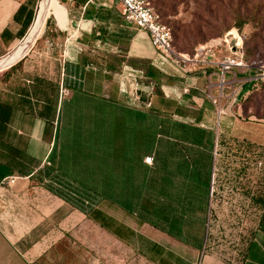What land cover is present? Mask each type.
<instances>
[{
    "label": "crops",
    "instance_id": "crops-1",
    "mask_svg": "<svg viewBox=\"0 0 264 264\" xmlns=\"http://www.w3.org/2000/svg\"><path fill=\"white\" fill-rule=\"evenodd\" d=\"M39 3L0 0V59L27 37ZM54 4L39 55L28 53L0 73V171L9 172L0 181V264H264V197L247 241H214L216 160L210 193L197 191L192 220L190 180L161 159L174 145L166 115L215 132L217 107L202 91L210 82L218 94V69L162 72L151 63L148 33L124 19L116 0ZM131 61L159 73L151 81L143 70L145 89L155 88L140 101L128 93L133 79L121 77ZM244 70L227 75L237 76L230 79L236 93L218 124L264 151V120L238 127L233 120L241 114L233 104L249 85ZM9 177L14 184L2 183ZM154 192L182 199L170 220L147 209Z\"/></svg>",
    "mask_w": 264,
    "mask_h": 264
},
{
    "label": "rangeland",
    "instance_id": "rangeland-1",
    "mask_svg": "<svg viewBox=\"0 0 264 264\" xmlns=\"http://www.w3.org/2000/svg\"><path fill=\"white\" fill-rule=\"evenodd\" d=\"M55 2H51L49 17L54 14ZM154 7L162 21L172 29L173 46L178 54L192 56L199 46L213 40L219 42L230 31L237 35V30L242 39L243 52L245 49L247 53L246 57L244 54V62L249 68L243 72L248 77L243 83L249 85L244 88L242 98L233 104V108L238 107L241 113L238 119L233 120L237 127L247 126L250 121L262 122L264 63H252L256 59L264 62V0H180L174 15H167L166 8L160 11L157 0ZM244 21L246 23L239 28L238 23ZM44 45L39 38L25 56L28 53L39 55ZM232 54L226 47H219V56ZM230 77L227 78L229 81L233 78L232 74ZM230 92L229 88L225 89V94ZM227 105L228 101L223 100L222 106ZM218 119L216 108L214 142L218 145L214 150L217 163L215 177L221 187L209 222L208 238L214 241H247L251 224L258 217L259 201L264 197V151L246 139L233 136L231 125L222 133L220 124L223 118H220V124Z\"/></svg>",
    "mask_w": 264,
    "mask_h": 264
},
{
    "label": "built area",
    "instance_id": "built-area-1",
    "mask_svg": "<svg viewBox=\"0 0 264 264\" xmlns=\"http://www.w3.org/2000/svg\"><path fill=\"white\" fill-rule=\"evenodd\" d=\"M121 4L123 8L124 19L134 24L139 29L144 30L148 33L150 42L155 50V58L152 60L158 69L162 72H167L168 68H175L183 72L190 71L189 68L192 65H205L216 67L217 81L215 87L218 90V94L215 96L211 91L213 84L209 82L207 87L203 89L205 96L215 105L218 109L217 114L220 118L224 115V108L222 107V100H231L236 93V88L233 82L227 79V75L232 73L234 69H249L244 62V52L242 47V39L236 34L233 35L236 39L237 50L232 51V46L227 38V35L232 31L228 32L224 38L213 40L211 43L199 46L194 55L178 54L174 50L173 46V32L172 29L162 21L160 14L155 10L152 0H116ZM237 36V37H236ZM226 47V50L232 55L219 56V47ZM167 67V69H166ZM121 77L132 78V88L128 93H132L134 99H142L143 96L147 98L151 96L152 91L155 88V84L151 82L148 86V91L145 89L143 82L146 80L143 69L126 66L122 70ZM233 77H237L233 74ZM231 89L230 95H225V89ZM191 87L186 85L184 87V94H188ZM62 94H67V90L62 88ZM148 108H151V103H147ZM153 157L149 156L145 158L147 164H152ZM14 184L16 181L15 177H9L2 181L4 183ZM213 193V192H211ZM212 195V194H211Z\"/></svg>",
    "mask_w": 264,
    "mask_h": 264
},
{
    "label": "trees",
    "instance_id": "trees-1",
    "mask_svg": "<svg viewBox=\"0 0 264 264\" xmlns=\"http://www.w3.org/2000/svg\"><path fill=\"white\" fill-rule=\"evenodd\" d=\"M154 1L156 0H152L153 6ZM179 2L180 0H157L158 5L161 6L159 10L161 11L163 8H166L167 15H174L175 8ZM245 23L246 21L239 22V28ZM238 30L240 31V29ZM48 34L49 30L47 28L43 37ZM244 54L246 57L247 53L245 49ZM262 63H264L263 60L256 59L252 64L260 65ZM129 64L135 68L145 70L146 73L149 74V79L151 81L159 79V73L156 72L151 65H138L135 61H131ZM156 91L159 92V89L157 88ZM176 112L179 115L185 114V111H183L181 107H179ZM165 123L167 124V126H165L166 135L169 136L168 138H171L174 145L170 147L169 151H165V155L161 159H164L163 163H167L168 159H170L171 163H176V165H173L171 168L176 169L177 172H184L187 175V179L190 180L189 186L192 195L190 198L192 204L191 218L194 220L195 218H198L199 215V213L195 212L197 208H194L199 206L200 198L197 196V191L202 188V191L207 190L210 193L212 186V168L214 161L216 160V156L214 155L215 132L214 130L200 129L192 123L177 121L169 115L165 116ZM163 170L165 171L166 167H164ZM8 173L9 172L7 171H0V181ZM159 189L161 190V187ZM162 195H165V193L154 192V196L153 193L150 194L145 199V205H147V209L150 212L151 207L155 206V213L157 216H160L161 214V217L169 219V216H174L172 215L174 213L173 202H178L179 200L182 202V199H180V197H163ZM168 212L171 215H166ZM186 216L189 217L190 215L188 214ZM168 219H166V221H168Z\"/></svg>",
    "mask_w": 264,
    "mask_h": 264
},
{
    "label": "water",
    "instance_id": "water-1",
    "mask_svg": "<svg viewBox=\"0 0 264 264\" xmlns=\"http://www.w3.org/2000/svg\"><path fill=\"white\" fill-rule=\"evenodd\" d=\"M43 2V9H42V13L38 19V21L35 22V24L33 25L34 27L32 32V34L27 35V37L19 44L17 45V47H15L11 52H9L6 56H4L3 58L0 59V73H3L4 71H6L7 69H9L10 67H12L14 64H16L18 61H20L22 58H24L25 54L27 53V51L31 48V46L39 39L42 37V35L44 34V31L46 29V25H47V20L49 19V16H47L49 8H50V4H51V0H41ZM38 22V23H37ZM38 24V26H37ZM44 25V29L43 31L40 33L41 27ZM37 26V27H36ZM227 38L232 46V51L235 52L237 50V45H236V39L233 36L232 33H229L227 35ZM18 50H21V55L14 61L9 63L8 62V58L14 54L15 52H17ZM214 175V174H213Z\"/></svg>",
    "mask_w": 264,
    "mask_h": 264
},
{
    "label": "bare ground",
    "instance_id": "bare-ground-1",
    "mask_svg": "<svg viewBox=\"0 0 264 264\" xmlns=\"http://www.w3.org/2000/svg\"><path fill=\"white\" fill-rule=\"evenodd\" d=\"M51 2H52V0H51ZM42 9H43V2L40 1V3H39V7H38V10H37V15H36L35 22L38 21L40 15H41V13H42ZM50 9H51V4H50L49 11H50ZM49 11H48V14H49ZM48 14H47V16H48ZM37 23H38V22H37ZM34 24H35V23H34ZM37 26H38V24H37ZM37 26H36V27H37ZM33 27H34V26H33ZM43 28H44V25L41 27L40 33L42 32ZM32 30H33V28H32ZM32 30H31L30 34L33 35L34 32H32ZM233 35H234V34H233ZM236 37H237V36H236ZM21 52H22L21 50H18L17 52H15L14 54H12V55L8 58V62H9V63L14 62V61H15V60L21 55Z\"/></svg>",
    "mask_w": 264,
    "mask_h": 264
}]
</instances>
